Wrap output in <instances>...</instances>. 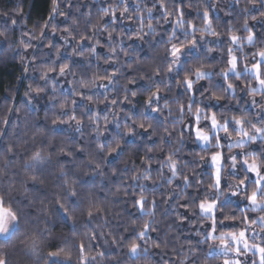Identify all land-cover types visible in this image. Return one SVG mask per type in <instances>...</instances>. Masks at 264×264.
<instances>
[{"label": "clouds", "instance_id": "1", "mask_svg": "<svg viewBox=\"0 0 264 264\" xmlns=\"http://www.w3.org/2000/svg\"><path fill=\"white\" fill-rule=\"evenodd\" d=\"M0 264H264V0H0Z\"/></svg>", "mask_w": 264, "mask_h": 264}]
</instances>
